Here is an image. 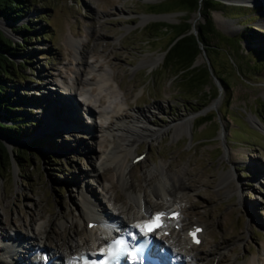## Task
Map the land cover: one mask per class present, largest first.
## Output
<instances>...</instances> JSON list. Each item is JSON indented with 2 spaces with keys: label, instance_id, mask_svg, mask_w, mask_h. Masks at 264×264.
Wrapping results in <instances>:
<instances>
[{
  "label": "rangeland",
  "instance_id": "374dc122",
  "mask_svg": "<svg viewBox=\"0 0 264 264\" xmlns=\"http://www.w3.org/2000/svg\"><path fill=\"white\" fill-rule=\"evenodd\" d=\"M250 1L224 0L228 7L210 13L215 31L242 41L237 53L222 51L221 43H209L222 50L213 56L215 73L203 92L216 88L218 100L201 109L204 98L174 80L172 70L163 69L170 33L151 29L154 23L180 21V11L157 13L154 8L176 6L178 0H33L16 24L29 27L27 49L15 59H26L16 72L24 79H12L6 92V98L20 103L15 116L23 119L12 123L20 127L17 141L0 136L10 158L0 165V249L14 236L21 240L13 245L15 254L10 250L12 261L34 262L33 254L39 250L51 261L56 245L68 251L70 244L83 243L82 228L88 220L83 213L88 210L82 194L94 203L95 213L100 215L104 208L107 217H118L111 205L114 194L119 196L117 207L134 206L117 182V171L106 162L113 142L107 125L116 124L110 107L115 104L128 115L143 112L150 116V129L161 130L134 146L131 156L143 154L141 161L132 163L131 156L124 159L125 180L135 195H141L144 206L163 208L162 202H155L151 186L164 184L168 190L171 178L185 182L181 192L174 194L186 203L179 218L185 217L187 225H201L203 235L198 246L188 245L185 235L179 236L174 251L208 249L210 254L200 264H264V0ZM158 14L173 18L142 22L143 17ZM201 20L198 13L189 18L194 28ZM0 30L14 42L20 40L12 25L1 19ZM227 44L233 48L231 41ZM259 57L262 61L257 63ZM85 64L94 68L91 83L101 81L118 95L112 98L111 89L89 90L93 86L89 84L85 98L92 102L89 108L94 114L88 113L76 89V80L88 71ZM207 64L202 53L194 66ZM216 74L228 86L227 100ZM102 95L104 105L95 102V96ZM62 99L76 106L82 127L59 124L54 115L58 109L47 115L52 113L51 105ZM100 111L105 118L99 117ZM205 114L213 115L211 123L195 127L197 118ZM189 117L193 119L190 131L174 136L173 125ZM48 120L52 127L45 124ZM0 121L8 124L1 113ZM15 154L25 160L18 162ZM225 174V182L219 185ZM134 213L140 214L136 208ZM96 226L88 229L94 239L102 234L101 226ZM30 230L38 234L37 241ZM90 243L85 248L95 245ZM21 246L32 248L31 253L25 254Z\"/></svg>",
  "mask_w": 264,
  "mask_h": 264
},
{
  "label": "bare ground",
  "instance_id": "6f19581e",
  "mask_svg": "<svg viewBox=\"0 0 264 264\" xmlns=\"http://www.w3.org/2000/svg\"><path fill=\"white\" fill-rule=\"evenodd\" d=\"M258 1L259 0H251L250 2H258ZM248 4H246V5H248ZM255 4H257V3H251L250 6H253ZM172 18L173 17L170 15L157 16V17H143L142 22L149 21L150 19L171 20ZM193 21H195V20H193ZM79 55L82 56L81 52ZM157 61L158 60H156L155 62H152L151 65L156 64ZM87 64H85L86 65L85 67L88 69V71L84 75H82L80 77V79L76 80L77 81L76 82V85H77L76 89H79V91H81L78 94V96L81 97L82 100L84 101L83 105L87 108L88 113L94 114L92 109L89 108L91 101L85 98L86 92H87L86 88L89 86V84L90 85L92 84L93 86H91L89 88V90L90 89L92 90V88L97 89V91H96L97 93L106 92L111 88H107V86H104V83H102L101 81L91 83L94 77L93 78L90 77V74L94 71V68H93V66L90 67V65H87ZM77 72L82 73L80 70H77ZM103 82H106V81L104 80ZM104 87H106V88H104ZM111 90L114 93L112 98L116 99V96H118V95H116V91L113 89H111ZM92 93H93V91H92ZM110 93H111V91L109 92V94ZM96 97L97 96H95V102L98 101V103L100 105L105 104V97L103 95L100 96L98 99H96ZM108 104H109V106L113 105V103L111 104V102H109ZM59 105L61 107H59ZM116 106L117 105H115V104L113 106H110L111 108L113 107L112 111H114V113H113L114 115H111V116H112V119L113 118L116 119V121H115L116 124L112 125V121H111L107 125V128L111 129V131L108 135L110 137H113V142H112L110 151L108 153L109 156L106 157V162L113 165L115 173L117 171V173H116L117 182L120 184L121 190H123V192L129 193L128 195L131 198L130 201L132 200V202L134 203V206H132V205L128 206L127 204L126 205L123 204L122 206L117 207L116 203L119 201V196L114 194L113 198L111 199V205H112V209L117 211L116 213H117L118 217H116V218L107 217L105 215L106 213H105L104 208L101 209L100 215L98 213H95L94 210L91 208L94 206V203H92L90 199H87L86 196L82 194V197H83L82 198V204L86 208V210H88V212L86 214L83 213V215L84 216L86 215V217L88 219V220H85V222L83 224L84 227L82 228V232H84L86 237L84 238L83 243H81V244H74L73 246L70 244L68 246V249H67L68 251H66L65 249H62L60 245L57 246L56 244H58V243H56L55 244L56 250H55L54 256L52 257V260H51L52 264H58V262H60L61 264H70V262L73 261L72 257L74 255H79V254L85 253V249L87 250V252H86L87 254L89 252L93 253L94 251H97L99 248H101V246L109 238H111V235L113 236L115 234L112 230L113 226L111 224L118 226L123 231H131V230L135 231L139 227V224H138L139 222H142L144 219H146V217H148V215H150V213L152 214L154 211H156L158 209L162 210L159 212L165 211L166 213L172 212L171 210H169L170 208H175V210H177L178 212H179V210L185 209L186 203L184 204V202H182V200H180L174 196V194H177L181 188L183 189V187H185V184H184L185 182L181 181L180 179L171 178V181L169 180L170 185H169L168 190L164 189V186H163L164 184L151 186L152 187L151 191H152L153 197L155 198V202H160V203L162 202L164 204L163 208H157V209L155 208L154 209L155 204L153 205V207H149L146 204L144 206V200L141 197V195L140 194L135 195L136 193L134 194L133 191H131V189H132V188H130L131 184L126 182L125 177H124L125 176V170L127 169V165H125L126 161H124V159L133 154L134 146L136 145L137 142H139L143 138L156 137L157 135H159L161 133V130L150 129V126L148 124L150 116L147 117L146 114H144L143 112L135 113L133 115H128L127 113L123 112L124 109L122 110L121 108H117ZM75 107L71 104L70 101H66L64 99L57 100L54 104L51 105L52 113L49 111L47 115L52 116L54 114V110L58 109V110H60L59 114H57V110H56L55 111L56 113L54 115H55L56 120L58 119L59 124L77 126V127L81 126L82 127V125H81V123H80V121L76 115L77 109ZM114 108H116L119 111L116 112L114 110ZM155 109H157V107ZM61 114H63V115H61ZM98 115L101 118L102 117L105 118L104 117L105 115L101 111L98 112ZM55 118L53 117V120ZM125 120H130V121L125 122ZM77 121H78V123H77ZM192 121H193V119H191L189 117L187 119H183L182 121L178 122L177 124H174L172 127L174 129L173 135L177 136V135H180L182 132H189L191 129ZM48 123H50L49 120L45 124L47 126L52 127L53 123H51V124H48ZM46 125H44V127H43L44 130L46 128H48ZM113 126H115V127H113ZM87 128H88V126H87ZM111 132H112V134H111ZM9 144H11V142H9ZM131 157H133V156H131ZM228 175L229 176L232 175V174H230V171L228 172ZM226 177H227L226 174L222 176V179L219 181V185H223V182H225ZM225 186H227V185H225ZM176 199H178L179 201L176 202ZM135 208L137 209V211L140 214L134 213ZM179 216L176 217L175 220L167 219L165 221V225H164L163 230H169L170 229V233L172 234V237H170V236L165 237V238L160 237V241L158 243H156V245H162L164 252H166V254H167V251H169V253L172 252L173 255L178 253V252H174L175 249L177 250L176 244L179 242L178 237L184 235V233H186L188 230V228H187L188 223H186L185 217L181 216L179 218ZM108 221L109 222L111 221L110 226H107ZM80 222L82 223V221H80ZM88 222H94L96 225L101 226L100 232L102 234L98 238L94 239V238H92V236H90V230H88L87 226H86V224ZM62 226H63V224H62ZM174 227H177L178 231H174V229H173ZM34 232L33 231L31 232V230H30V234L37 241L38 240V238H37L38 234H36ZM43 238H45L46 240L48 239L47 236L43 237ZM12 239L10 241L11 243L9 245L7 244L8 247L2 246V248L0 249L1 253H3V255L0 256V264H22V263H20L21 261L19 259H16V261L15 260L12 261L13 258L10 257V254H9L10 250H12L11 253L15 254L13 252L14 251L13 245L16 244V246H17L21 242V240H19L20 238L17 236H14ZM57 242H59V241H57ZM87 242H91L90 244H93V242H94L95 245H92L91 248H85ZM188 242L190 243L189 239H188ZM38 243H41V242L39 241ZM60 243H61V241H60ZM64 246H66V244ZM21 247H22V249H24L23 252H25V254L28 253V255H29L32 251L31 250L32 248L27 250V248H29V247H26V248L23 246H21ZM190 248L191 249H187V250L183 249L182 252L179 253L177 261L183 260L186 264H200V262L204 261V256L210 254V251L208 249H202V250L196 251V250H193L192 247H190ZM158 252L161 254V252H162L161 249ZM5 254H6V256H4ZM33 255H34L33 257L35 258V261L34 262L30 261L27 264H45V263H43V260L41 258L42 252H40L38 254H37V252H35V254H33ZM23 256H24V254H23ZM10 261H12V262H10ZM236 264H240V263L237 262ZM247 264H253V263L250 262Z\"/></svg>",
  "mask_w": 264,
  "mask_h": 264
},
{
  "label": "trees",
  "instance_id": "16d2710c",
  "mask_svg": "<svg viewBox=\"0 0 264 264\" xmlns=\"http://www.w3.org/2000/svg\"><path fill=\"white\" fill-rule=\"evenodd\" d=\"M224 0H178L176 6H167L166 8H159L157 13H168L171 11H180L183 13L180 21L177 24H164L154 23L151 24V29L156 32L170 33L171 37L164 48V60L163 69L170 71L174 80L181 81L185 86L190 87V92L196 96L203 97V103L200 105L201 109L205 107L211 100L217 97L218 90L215 88L211 92H203V88L210 85L211 73H215L213 65V56L219 53L221 47L217 46L218 43L224 45V52L237 53L239 50V42L242 41L239 38H231L220 35L213 28L212 21L210 19L211 11H221L223 7L227 5L223 3ZM33 0H0V19L8 22L12 25V32L18 34L19 41L14 42L0 30V113L1 118L8 124L0 121V136L10 141H17L18 131L20 127L13 125V122L22 120L15 116L18 111L20 103L13 102L11 98H6V92L10 89V83L12 79L23 80L17 77L16 72L22 69V66L26 63V59L16 62L15 59L23 55L27 49L25 47L28 40V26L16 25L24 16L27 10L32 6ZM228 7V6H227ZM242 8V7H240ZM198 13L202 20L195 25L197 30L196 35L189 33L191 23L189 18L191 14ZM237 14V13H236ZM236 14H233L235 16ZM217 42V45H209L210 42ZM227 41L232 42L233 48H231ZM220 45V44H219ZM205 53L208 64L205 66H192L193 62L200 55ZM172 59H174L172 61ZM257 63L262 61V58H257ZM219 82L225 100L228 99V86L223 78H220L217 74L213 75ZM181 83V84H182ZM6 98V99H5ZM199 110V109H197ZM213 115L205 114L200 116L196 120L195 127H199L204 123H211ZM19 152V151H17ZM24 156V155H23ZM15 159L18 162L24 161V157L19 154H15ZM9 153L2 143H0V165L2 163H9Z\"/></svg>",
  "mask_w": 264,
  "mask_h": 264
},
{
  "label": "snow or ice",
  "instance_id": "6c2138e0",
  "mask_svg": "<svg viewBox=\"0 0 264 264\" xmlns=\"http://www.w3.org/2000/svg\"><path fill=\"white\" fill-rule=\"evenodd\" d=\"M164 214H160V216H163ZM157 217L156 221L149 225L141 226V230H146L147 232L153 231L154 228L160 227L159 218ZM193 237H195V234L192 233ZM199 242V241H195ZM141 249H136L130 253L132 259L137 258V253L140 252ZM92 255H99L102 256V259L99 260H89L87 255H82L80 257V260L82 261V264H119V259L122 256L129 255V248L128 245L125 243L123 239H118L113 241L111 244L107 246L106 249H102L100 253H94ZM70 264H75V261L70 262Z\"/></svg>",
  "mask_w": 264,
  "mask_h": 264
},
{
  "label": "water",
  "instance_id": "95a60500",
  "mask_svg": "<svg viewBox=\"0 0 264 264\" xmlns=\"http://www.w3.org/2000/svg\"><path fill=\"white\" fill-rule=\"evenodd\" d=\"M166 14H158V15H150L149 17H157V16H165ZM189 33H192L193 35H196L197 30L193 27V25L191 24V28L189 30ZM203 53V52H202ZM204 54V53H203ZM195 61L193 62L192 66H194ZM217 98L214 100V103L217 102Z\"/></svg>",
  "mask_w": 264,
  "mask_h": 264
}]
</instances>
